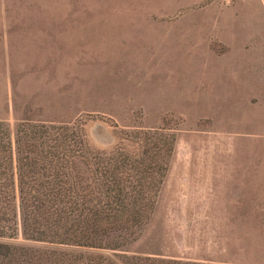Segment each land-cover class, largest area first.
<instances>
[{
	"label": "rangeland",
	"instance_id": "obj_1",
	"mask_svg": "<svg viewBox=\"0 0 264 264\" xmlns=\"http://www.w3.org/2000/svg\"><path fill=\"white\" fill-rule=\"evenodd\" d=\"M175 146L126 254L264 264V0H0V120ZM17 229L0 241L34 246ZM59 246V245H56ZM111 255L108 249L59 246Z\"/></svg>",
	"mask_w": 264,
	"mask_h": 264
},
{
	"label": "trees",
	"instance_id": "obj_2",
	"mask_svg": "<svg viewBox=\"0 0 264 264\" xmlns=\"http://www.w3.org/2000/svg\"><path fill=\"white\" fill-rule=\"evenodd\" d=\"M175 139L163 128L131 129L104 147L81 119H24L14 137L0 120V237L16 232L18 197L25 237L55 245L0 241V264H229L122 251L150 219Z\"/></svg>",
	"mask_w": 264,
	"mask_h": 264
}]
</instances>
